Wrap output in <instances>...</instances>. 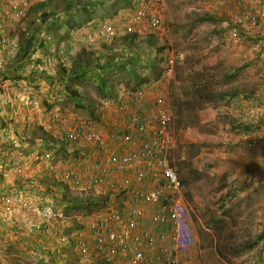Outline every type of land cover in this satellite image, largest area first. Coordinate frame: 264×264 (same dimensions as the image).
<instances>
[{
  "label": "rangeland",
  "instance_id": "1",
  "mask_svg": "<svg viewBox=\"0 0 264 264\" xmlns=\"http://www.w3.org/2000/svg\"><path fill=\"white\" fill-rule=\"evenodd\" d=\"M38 1L40 0H31L30 5ZM112 2L109 1L105 10L98 9L91 18L111 20L114 10ZM256 3V0H158L147 2L146 5L159 14L162 21L161 28L157 32H151L146 23L142 21L137 26L133 25L131 31L135 37V46L139 43L138 37H145L148 33H153L156 36V44L164 43L166 46L162 57L170 56L173 59V70L176 74L172 72L168 77H160L155 80L162 79L161 91L166 94L168 106L174 118L173 128L178 143L171 157L184 182V195L192 209L193 223L200 224L198 228L202 239L204 236H208L206 242L204 239L205 245L203 241L196 238L197 244L189 260L191 264H264V147L260 141L248 140L242 136L241 128L243 126L241 124L245 123L247 119L244 116L235 115L236 108L232 103L233 100L241 97L251 102L253 110L257 113L255 116H261L255 123H260L257 129L264 132V116L261 115L264 109V45L255 46L256 31L264 27V18H261L263 23L258 25L257 22L253 23L249 20L248 16L250 8ZM61 5V0H54L51 4H46L45 7L47 6L48 10L56 8L58 10L56 14L63 15L64 12L57 9V6L61 7ZM138 5V3L132 4L131 7L122 9L118 14L113 15L116 16L115 19L122 18L132 21ZM102 14H105L103 18ZM203 14L215 17L201 19L200 16ZM29 19L32 22L34 17L32 19V16L27 15L23 23H20V31L29 29L31 24ZM83 19L84 14L81 12L70 16L67 28H73V30L80 28V31H75L73 40H70V36H65V30L56 31V26H47L43 33L44 36L49 35V37L44 39L46 45H43V50L46 51L53 44L56 48L54 52H57L62 44L67 45L69 42H74L75 39L78 42L77 36L86 28L78 27V23ZM30 27L32 26L30 25ZM119 41L120 39L116 42L119 43ZM132 52L133 50L130 53ZM98 54L99 52H97ZM94 57H96L95 53L91 57V62L95 61ZM153 65L158 66L159 62L154 59ZM134 67L135 72L138 73V64H135ZM201 69L217 75L218 72L220 74L233 73L232 78L228 82H220L218 88L229 91L237 89L241 94L233 98L224 99L221 97L211 101L205 98L199 101V95L191 90L190 81L192 74L199 73ZM107 74L111 76L108 85L115 93L112 98L116 101L122 100L127 89L125 87H133L138 81L137 74L134 75L117 66L113 70H109ZM150 74L151 71L148 70L145 75ZM48 78L51 83L55 81L50 76ZM74 78L75 76L69 81L72 87L80 80V78ZM219 78L222 81L221 77ZM214 80L216 81V78ZM97 84V80L94 81L91 76L86 77L78 84L84 92L82 102L77 103L78 101L67 99L64 105L56 102L49 104L48 101L40 98L35 107H29V112H32L34 117L28 128L29 134L25 132L29 135L27 140L29 146L39 147V139L43 140V148L47 142H56L57 126L50 124L49 111L57 113L59 109L68 124L64 127L72 128L76 124H85L110 130L117 124L118 120L113 115L114 106L112 104L110 106L103 105L102 100L105 96ZM173 88L175 91H172ZM175 94L181 102L182 109L179 114L176 109H173L172 99ZM49 97L52 100L51 94ZM45 102L49 105L48 107L44 105ZM151 106L149 104L147 109H151ZM6 108L7 106H5ZM11 113L9 112V114ZM6 121L13 122L14 120ZM2 123L4 124L5 121ZM254 133L255 130H252L251 136ZM241 151L243 152L240 153ZM58 159H60L59 155L55 153L54 156L53 154V162L58 163L56 161ZM67 159H70L71 168L77 163H75L73 155L68 156ZM36 165L28 163L22 173H10L7 177L10 182L8 187L21 185L28 179L34 178L38 168ZM45 173L46 171L38 168L35 179L45 178ZM44 182L50 183L48 180ZM41 186L45 188L44 184ZM100 191H94V193L102 199L107 194L103 189ZM214 193H222L227 198H232L231 208L229 211H225L231 220L229 226L225 225V229L221 231L214 229V232H209L207 228H213V226L208 225V220H212L214 211H217L216 208H213V200L209 197ZM109 196L105 199L106 201L104 200L105 204L110 200L111 196ZM49 203L64 216V209L57 208L50 201ZM13 214L14 212L11 211L5 218L3 215L2 219L13 220L16 217ZM73 217L67 220L71 228L83 227L89 218V216L80 215L72 219ZM81 230L88 239L87 253H91L84 259L90 264H103L101 257L93 254L89 231ZM7 233L9 236L4 239L0 253V258L3 260L1 264L40 263L46 258L44 253L49 249L54 252L55 246L56 249L60 246L63 248L59 253L62 252L61 255L67 260L62 264H78V255L75 257L71 253L72 249L65 247L63 242H59V234L62 237H69L71 232L69 234L65 231L59 232V234L54 233L48 237L47 241L44 239L41 243L38 239L36 242L42 244L41 246H31L33 244L29 242V238L21 239L20 233L10 231ZM22 235H28V232H22ZM31 236H34L33 232H31L30 238H32ZM250 244L251 246L247 249L243 247V245ZM37 249L41 251V256H37L35 253ZM76 249L78 253H82L80 249ZM42 264H47V262Z\"/></svg>",
  "mask_w": 264,
  "mask_h": 264
},
{
  "label": "built area",
  "instance_id": "2",
  "mask_svg": "<svg viewBox=\"0 0 264 264\" xmlns=\"http://www.w3.org/2000/svg\"><path fill=\"white\" fill-rule=\"evenodd\" d=\"M30 1L0 0V120L5 121L4 124L0 122V219L12 211L16 217L5 219L9 222L7 225L17 224L21 229L31 227L34 236L40 238L41 233L48 237L53 235L56 225L63 223L65 217L51 206L47 197L32 192L25 194L24 187L19 185L8 187L7 177L10 173H22L28 163H35L46 172L65 168L53 162L54 153L43 149L42 139L38 140L39 147H30L28 134L17 131L15 116L11 118L9 112L19 115L18 111L27 110L28 114L29 107L37 104V100L29 96L35 89L49 104L64 105L63 84L58 80L49 82L48 76L54 78L58 65L65 64L67 59L63 50H59L41 57L32 54L14 67L8 65L20 53L21 34L28 33L19 29L26 19ZM154 1L158 0H140L132 21L121 18L114 23L104 22L86 29L77 40L87 44L110 41L121 32L132 31L133 25L142 21L151 32H157L162 26L161 18L146 5ZM256 2L248 16L260 25L264 18V0ZM263 45L264 27L255 35V46ZM172 72L173 59L169 56L161 77H168ZM39 77L46 88L42 87ZM161 86L162 79L152 80L137 89L127 90L120 101L103 98V105L114 106L113 115L118 120L110 130L85 124L64 127L68 124L59 109L57 113L49 111L48 114L50 124L57 126V138L68 141L72 148H81L74 167L69 166L70 170L62 174L59 171L55 177L71 182L84 192L103 189L111 196L82 227L89 231L93 253L101 257L103 264H189L196 245L192 209L185 199L184 182L171 157L178 143L174 118ZM5 97L9 98L5 99H8L6 105ZM149 104L151 109H147ZM255 115L256 111L250 110L248 118ZM8 119H13L14 123L7 122ZM27 119L26 128H29L28 116ZM248 133L244 136L246 139L260 141L264 147V132H255L253 136ZM37 171L34 178L21 185L29 184L31 188L35 185L33 189L44 190L36 182ZM42 221L49 223L45 229ZM84 234L80 229L69 237L59 236V242L74 245V249H80L87 256L88 239ZM3 235L0 253L4 239L9 236L6 231ZM35 251L41 256L40 250ZM2 262L0 258V264Z\"/></svg>",
  "mask_w": 264,
  "mask_h": 264
},
{
  "label": "trees",
  "instance_id": "3",
  "mask_svg": "<svg viewBox=\"0 0 264 264\" xmlns=\"http://www.w3.org/2000/svg\"><path fill=\"white\" fill-rule=\"evenodd\" d=\"M54 0H40L36 2L35 4L29 6V11L27 12V15L29 17L32 16V19L34 17V20L30 25L29 29L26 31L28 32L27 35L25 33L21 34L20 39V53L18 56L11 60L8 65L10 67L17 65L18 63L23 62V60L26 57H30L32 54L36 57H41L42 55L51 54L55 51L54 45H50L46 51H43V35H44V29L47 28V26H56V31H63L65 30L66 35L70 36V40H73V35L75 34V31H80V28H76V30H73V28H67L68 27V21L70 20V16L73 15L76 12H81L84 14V19L78 23V27H86L82 32H84L86 29L90 27H97L100 24L105 22H115L119 18L115 19L113 14H118L122 9H127L128 7H131L132 4L139 3L140 0H61L62 5L61 7L57 6V9L61 10L60 12H64L62 14H56L58 10L56 8H52L51 10H48L46 4H51ZM109 1L112 2V6L114 7L112 19L111 20H95L91 17L97 12L98 9L105 10L106 7L109 5ZM46 2V3H45ZM119 10V11H118ZM26 15V17H27ZM103 15V14H102ZM105 16H101L102 18ZM214 18V15H208L203 14L200 16L201 19L204 18ZM93 20V21H92ZM103 21V22H99ZM90 26V27H89ZM121 34V35H120ZM49 37V35L45 36ZM119 43L116 42L119 40ZM135 37L133 36V33L131 31L129 32H121L117 34L115 37H113L110 41H104V42H95L92 44H87L81 41H78L76 44H74V48L71 43V49L65 48V44L61 45L58 49L63 50L64 54L66 55L67 61L64 63H61V65H58L56 69V74L54 76L55 80L58 79L63 84L64 90L66 92V98L71 99L73 101L82 102V98L84 96L83 90L80 88L78 84L82 80H84L86 77L91 76L94 78V81L97 80V86L100 87L101 92L104 98H112L115 93L112 91V88L108 83L111 81V76H109L107 73L109 70H113L115 66L119 67L120 69H125L129 73H133L137 76V83L133 87H125L127 90L130 89H137L141 85L149 83L151 80H155L157 78H160L162 74L164 73V70L166 69L167 64V57H162V52L164 48L166 47L164 43L162 45L156 44V36L153 33H148L145 37H138V44L135 46ZM76 40V39H75ZM81 42V43H80ZM117 43V45H114ZM141 43V44H140ZM46 45V44H45ZM81 47V49H79ZM98 48V50H95V48ZM131 50H133L132 53ZM97 52L99 54L97 55ZM128 52V53H126ZM96 54L95 61L91 62V57L93 54ZM58 57L61 58V56L58 54ZM154 59H156L159 62L158 66H154ZM138 64V73L135 72L134 65ZM95 70V73H94ZM150 70V75H145L146 71ZM200 70L199 73L192 74V80L191 82V90L194 91L196 95H199V101L203 99H207L208 101L211 100H217L219 98H233L236 95L241 94V92L237 89L229 91L228 89L224 88H218V85L221 84L220 82H228L232 78V74L223 73L220 74L218 72L217 74L214 73H208L206 71ZM173 73L176 74L175 70H173ZM139 75V76H138ZM75 76L74 79L80 78L74 84L75 86L72 87L69 84V81ZM221 80L220 81V78ZM216 78V81L214 80ZM187 86V85H186ZM125 91V92H126ZM172 91H175L173 88ZM185 99V98H184ZM44 100V99H42ZM173 109L177 110V113H181V102L179 100V97L177 94L173 96ZM187 100V99H186ZM46 101V100H45ZM189 103V101L187 100ZM44 105L47 107V103L45 102ZM80 105V104H78ZM180 105V107H179ZM264 105V104H263ZM259 117V115H258ZM257 116L249 119L246 121V126L243 128L244 132H251L252 130H255V132H259L257 129L260 125V123L255 124L259 119ZM261 117V116H260ZM264 121V119H263ZM262 122V119H261ZM256 125V126H255ZM246 132V133H247ZM53 141V140H52ZM54 142V141H53ZM49 143L45 144V147L43 149H49L52 150L55 156V153L59 155L60 159L56 160L61 166L65 168L66 171L70 170L71 163L70 159L68 160L67 157L73 155L74 160L76 161L79 156L80 149L78 147L72 148L71 144L61 138H56L55 143ZM70 166V167H69ZM64 169H57V172L53 171H47L44 175L45 178H38L37 183L40 185L45 186L44 190H38L33 189L35 185L32 186V188L27 185H19L20 187H24L25 194L29 193H35L36 195L40 197H47V199L52 202L57 208L64 209V217L65 221L63 223H59L55 227L56 234L62 233L63 231L67 232L69 234L70 232H76L82 229V226H78L76 228H71V225L68 224L67 220L68 218L73 217L74 219L76 216H92V214L98 212L101 210V208L105 204V199L108 198V195L105 197L103 196L102 199L98 194H95L92 191L84 192L83 190L79 189L77 186H72L71 182L64 180L63 178H56L55 176L57 173L62 174ZM40 179V180H39ZM48 180L50 183L46 184L44 181ZM183 181V180H182ZM58 193V194H57ZM57 196H56V195ZM105 200V201H104ZM2 220H0L1 222ZM7 223H9L7 221ZM46 224H49L47 221H43L41 223V226L43 229L46 228ZM15 225V226H14ZM6 225L4 227L6 232H16L20 233L19 235L25 238H29V242L33 245L31 246H41V241L45 239V241L48 240V235L42 234L37 237L31 236V232L33 231L31 227H23L22 229L17 225ZM3 230L1 229L0 232ZM22 232H28V235L23 236ZM4 234V231H3ZM0 233V240L4 238V235ZM62 236L61 234H59ZM40 239V242L37 243L36 241ZM64 245V244H63ZM60 246V245H59ZM250 245H243V247L249 248ZM65 247H69L72 249L71 253L75 255V257L78 255V264H90L88 263L84 257L86 256L83 252L78 253L77 249L74 250V245L71 244H65ZM60 249H63L61 246L57 247L55 246L54 252L52 254H49V250H47L44 253V256H46L45 260H43L40 263L36 264H42L43 262H47V264H62L67 259H65L61 253H59ZM38 250V249H37ZM94 254V253H93ZM88 255V253H87ZM65 259V260H64ZM59 261V263H58ZM94 264V263H93Z\"/></svg>",
  "mask_w": 264,
  "mask_h": 264
},
{
  "label": "crops",
  "instance_id": "4",
  "mask_svg": "<svg viewBox=\"0 0 264 264\" xmlns=\"http://www.w3.org/2000/svg\"><path fill=\"white\" fill-rule=\"evenodd\" d=\"M76 43H77L76 40H75L74 43H72L73 48H74V44H76ZM65 48H70L71 49V43L69 42L65 46ZM40 80L42 82V87L46 88V87H44V86H46V83L44 82V80L41 79V77H39V81ZM10 93H12V92H10ZM11 96H12V94H11ZM29 96L32 97V98H35L36 100H39L40 98L43 99V97H41V95H38V91L36 89L34 91L30 92ZM65 96H66V92H65ZM6 98H8V97L4 98V105H6V103H8V99L10 98V96H9V98L7 100H5ZM66 101H67V98H66ZM51 102H54L53 98H52ZM232 103L235 104L234 107L236 109L234 111H235V115L238 116V117H243L244 116L245 119H247L249 111L253 110L252 103L249 102L248 100L242 99V97L233 100ZM10 112H12V111H10ZM18 113H19V115H15V112H12L10 114L11 118L14 117V116H15V119L17 118V120L15 121V123H18V124L15 125L16 128H17V131L19 133L28 132V134H29V129L26 128L27 121H28L27 116L29 118V123L31 124L33 122L32 120H34V117L32 116L33 115L32 112H28V114H27V110H22V111H18ZM261 115L264 116V110H263V113ZM258 118H260V115H259ZM241 125L243 126L242 128L240 127L241 131H242L241 134L244 137L246 132H244L245 130L243 128L246 126V123H243ZM242 152L243 151H241L240 153H242ZM244 156H245V154H244ZM29 164H32V163H29ZM209 197H211V199L213 200V206H214L213 208H216L217 211H214L215 212V214H214L215 216L213 215L212 220H208L209 221L208 225L213 226V228H207V229L209 230V232H214V229H216L218 231H221L222 229L226 228L225 225L229 226V223H230L231 219L228 217L229 215L225 211L226 210L229 211V209L231 208V200H232V198L231 197L227 198V196L224 195V194L222 195V193H214L213 195H209ZM0 220H2L0 222V230L2 229L4 231V233H5L4 227L7 225V221L5 219H0ZM221 220H222V222H221ZM198 225H200L198 222L193 223V230L195 232L194 233L195 237L197 238V240L203 241V244L205 245L206 243H204V239H205V242H206L208 236H204L203 237L204 239H202V234H200V229L198 228ZM3 231L0 232V233L3 234ZM216 241L217 240L215 239V242Z\"/></svg>",
  "mask_w": 264,
  "mask_h": 264
},
{
  "label": "clouds",
  "instance_id": "5",
  "mask_svg": "<svg viewBox=\"0 0 264 264\" xmlns=\"http://www.w3.org/2000/svg\"><path fill=\"white\" fill-rule=\"evenodd\" d=\"M177 171H178V169H177ZM196 238V237H195ZM197 244V243H196ZM196 246V245H195ZM195 248V247H194ZM194 248H193V250H194ZM193 250H192V252H193ZM190 257H192V253H191V256ZM189 264H190V262H189Z\"/></svg>",
  "mask_w": 264,
  "mask_h": 264
}]
</instances>
